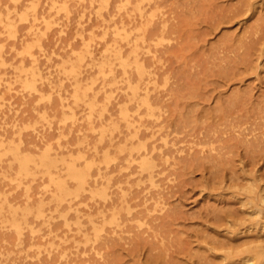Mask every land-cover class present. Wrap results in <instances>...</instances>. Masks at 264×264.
Instances as JSON below:
<instances>
[{"label": "rangeland", "instance_id": "rangeland-1", "mask_svg": "<svg viewBox=\"0 0 264 264\" xmlns=\"http://www.w3.org/2000/svg\"><path fill=\"white\" fill-rule=\"evenodd\" d=\"M0 264H264V0H0Z\"/></svg>", "mask_w": 264, "mask_h": 264}, {"label": "bare ground", "instance_id": "bare-ground-1", "mask_svg": "<svg viewBox=\"0 0 264 264\" xmlns=\"http://www.w3.org/2000/svg\"><path fill=\"white\" fill-rule=\"evenodd\" d=\"M145 63V62H144ZM137 68H138V71L140 72V73H142L143 71H145V69H144V65L142 64V63H137ZM135 80V79H134ZM133 90H136V89H133ZM134 93V96H137V93H136V91H134L133 92ZM152 97V96H151ZM150 97V98H151ZM143 103H146L149 107H151V102L149 101V99H147V98H144L143 99ZM153 103H154V101H153ZM144 110V109H143ZM142 154V153H141ZM146 165H147V167L148 168H150V166L151 165H148V163H146ZM146 167V166H145ZM119 199V198H118ZM133 205V204H132ZM121 217H124V216H121ZM130 218V217H129ZM134 219V218H133ZM126 220V219H125ZM100 222V221H99ZM108 229V228H107ZM103 235V234H102ZM106 235V234H105ZM107 237V236H106ZM103 239V238H102ZM110 239V238H109ZM108 239V237H107V240H109ZM104 240V239H103ZM103 243H106V242H102V244ZM96 246V245H95ZM51 258V257H50ZM51 260V259H50Z\"/></svg>", "mask_w": 264, "mask_h": 264}]
</instances>
